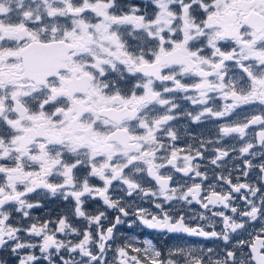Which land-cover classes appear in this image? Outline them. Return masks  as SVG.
Here are the masks:
<instances>
[{
	"label": "snow or ice",
	"instance_id": "snow-or-ice-1",
	"mask_svg": "<svg viewBox=\"0 0 264 264\" xmlns=\"http://www.w3.org/2000/svg\"><path fill=\"white\" fill-rule=\"evenodd\" d=\"M0 264H264V0H0Z\"/></svg>",
	"mask_w": 264,
	"mask_h": 264
}]
</instances>
